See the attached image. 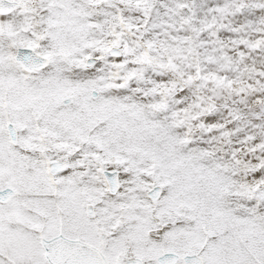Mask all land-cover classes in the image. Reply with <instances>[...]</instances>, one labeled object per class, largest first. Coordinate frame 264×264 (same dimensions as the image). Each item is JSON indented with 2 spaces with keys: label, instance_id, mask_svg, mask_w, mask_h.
<instances>
[{
  "label": "snow or ice",
  "instance_id": "6c2138e0",
  "mask_svg": "<svg viewBox=\"0 0 264 264\" xmlns=\"http://www.w3.org/2000/svg\"><path fill=\"white\" fill-rule=\"evenodd\" d=\"M0 264H264V0H0Z\"/></svg>",
  "mask_w": 264,
  "mask_h": 264
}]
</instances>
